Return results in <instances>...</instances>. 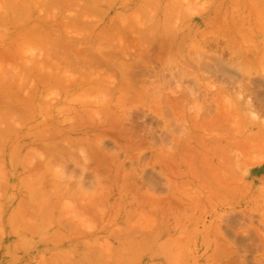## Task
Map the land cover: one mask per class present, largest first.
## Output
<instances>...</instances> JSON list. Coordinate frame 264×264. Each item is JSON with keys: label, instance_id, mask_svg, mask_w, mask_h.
<instances>
[{"label": "rangeland", "instance_id": "1", "mask_svg": "<svg viewBox=\"0 0 264 264\" xmlns=\"http://www.w3.org/2000/svg\"><path fill=\"white\" fill-rule=\"evenodd\" d=\"M0 264H264V0H0Z\"/></svg>", "mask_w": 264, "mask_h": 264}, {"label": "bare ground", "instance_id": "2", "mask_svg": "<svg viewBox=\"0 0 264 264\" xmlns=\"http://www.w3.org/2000/svg\"><path fill=\"white\" fill-rule=\"evenodd\" d=\"M186 1V0H185ZM111 2V1H110ZM187 3V2H186ZM85 6V5H84ZM156 6V5H155ZM87 7H88V5H87ZM90 7V6H89ZM84 8H86V7H84ZM89 10V9H88ZM94 10V9H93ZM184 10V9H183ZM89 11H92V10H89ZM81 12V11H80ZM171 14V13H170ZM166 15V14H165ZM164 15V16H165ZM221 15V14H220ZM168 16V15H167ZM170 16H172V15H170ZM169 17V16H168ZM173 17H175V16H173ZM167 18V17H166ZM166 18H164L165 20H166ZM177 19V18H176ZM167 21V20H166ZM170 21V20H169ZM166 23V22H165ZM167 24H168V22H167ZM166 24V25H167ZM146 30V29H145ZM147 30H150V29H147ZM147 32H149V31H147Z\"/></svg>", "mask_w": 264, "mask_h": 264}]
</instances>
